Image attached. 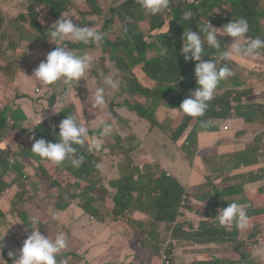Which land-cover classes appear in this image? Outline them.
<instances>
[{
	"label": "trees",
	"instance_id": "1",
	"mask_svg": "<svg viewBox=\"0 0 264 264\" xmlns=\"http://www.w3.org/2000/svg\"><path fill=\"white\" fill-rule=\"evenodd\" d=\"M39 3H46L52 14L56 16H61L63 13H72L71 16L73 23L80 26H94L97 31L107 32L109 27L113 26V34L116 35L117 31L123 28L122 35L136 36V39L145 40V34L137 35L133 32V28L138 27L137 21L143 24V27L149 32L151 38H161L164 36V40L167 41L166 47L168 53L166 55H159L155 58H149L147 53L151 48L149 44H142L141 47H135L138 52L137 55L140 57L132 56L134 58L133 67L130 69H137L143 71V73L150 77L153 81L159 84H170V88L165 91L168 95L165 99L167 102V107L175 111L179 109L180 104L189 94L194 91L197 87L195 78V62H185L184 57L181 53L183 46V33L185 29H190L194 32L199 33L200 26L203 27L204 23L212 18L215 14H219L220 11L226 12L227 17L223 19L220 16L219 20L215 21L213 27L222 28L224 25L229 23L233 18L243 17L239 15L242 7H247L248 5H256L259 7L260 11L255 15L257 19H264V0H236V4L233 8L234 13L231 11H226L223 8L225 2L223 0H216L214 3H207L208 0H186L188 3L177 6V17L175 23L168 28L163 33H155L157 28L163 26V23L158 24H147L151 20H159L163 18V13L157 16L145 15L142 10L138 8L136 0H128L127 3L123 4L119 8H115L112 0H61L59 4L48 1V0H37ZM2 3V1H0ZM175 0H170V7L173 6ZM191 8L195 16L192 17L190 21H183L180 18V13L183 10ZM1 11V9H0ZM2 13V12H1ZM76 13H79L76 15ZM13 15V14H11ZM11 15H0V34H2V40L7 41L13 48V57L15 59H22L20 64V69L23 72L25 70V55L12 44V33H18L19 36L25 40L26 39V25L25 22L20 21L19 16L13 19ZM112 15L114 16L111 20V25L109 23H101V17ZM130 18V22H125V18ZM244 18V17H243ZM246 19V18H245ZM250 31L249 35L253 38L260 37L264 39V34L259 33L255 30V27L251 25L250 21L247 19ZM47 27L45 25L41 28L40 32L39 26L36 32V38H38L39 46L37 49L33 50L31 55H34L35 60L43 61L49 52L50 40L47 34ZM201 38L203 35L201 34ZM220 39L221 47L223 48L226 44L231 41L230 37L218 36ZM110 42L108 39L106 43ZM137 42V41H136ZM105 43V44H106ZM112 43H118L112 42ZM119 44V43H118ZM127 48V47H126ZM206 52H214L205 47ZM1 56V52H0ZM3 59V58H2ZM211 55H206L204 60H210ZM127 56L125 57V61ZM96 62L105 63L106 58H99ZM249 62L255 63V67L251 69L254 72L256 69L264 68V62L250 60ZM236 63V62H235ZM4 64V61H3ZM230 64V63H229ZM3 65H0V67ZM128 69V66H125ZM3 69H0V81L7 87L9 83L2 79ZM261 72L259 74H262ZM120 92L117 94L116 98L123 97L125 89L131 84V81L127 77L118 76L114 79ZM177 83L175 84L174 82ZM253 90L255 93H259V89ZM63 84L61 88L55 89L52 85L54 95L51 98V104L55 102V99H59L62 102H72V95L65 97L64 93L67 89L73 91V86ZM221 86H226V81L220 83ZM75 91V90H74ZM238 90L236 89L235 92ZM251 91V90H249ZM129 91L126 90L125 93ZM24 93L21 92L19 88H15L13 93V99L8 100L9 104L0 105V125H7L9 122L13 121V128H20L21 125L18 120L26 118L23 115L20 118H16V115L21 111V107L15 103L16 98L24 97ZM259 97H264L258 94ZM83 100H86L82 96ZM260 98L257 99L254 104L251 105L252 112L250 117L253 115L254 118L262 120L264 116H258L253 114L256 110H259L264 114V103ZM264 102V101H263ZM75 107V110H65L61 115L56 118L57 126L55 129L39 127L34 130L30 136H35L36 139H45L48 142L56 143L58 142L59 135V123L67 118V115H73L80 122L85 124L89 123V120L93 118L92 109L90 111L89 117L84 114H79L76 116V109L79 106L70 104ZM90 105V102L89 104ZM92 107V105H90ZM131 111H136V108H130ZM177 111V110H176ZM138 118L141 121L150 122L155 126H158L159 130L161 128L156 120H153L152 115L149 112L136 111ZM249 114L245 112L244 115ZM204 120H211L212 123L207 129L201 128V122ZM214 120V112L210 111L209 118H192L189 116H182L178 121L180 123V129L175 133V141L179 143L183 141L185 146L184 131L190 127L195 126L197 131H203L205 133H214L218 135L217 130L212 131ZM16 121L18 123H16ZM8 128V127H7ZM25 135H29L22 131ZM99 131L96 132L94 129L91 134H89L88 143L83 146H78L79 153L85 156V163L80 168H74L69 162H65L62 166H57L50 163L47 160H43L40 157L31 153V151L24 148V155L27 158L26 167L28 173H30V180L27 177L22 178L15 182L13 185L9 186L5 190L0 192H5L6 197L15 198L17 193L20 192L19 199L21 200L16 203L15 207L19 212L20 216L15 219L17 226L21 227V231L31 234L32 227L30 223V217L38 215L40 222L42 224L38 225V230L47 236L51 234L54 236L59 232H63L66 237L74 236L82 231V227L85 224H89L88 234L96 237H103L109 242L113 243L116 248H121L122 250L130 249L128 252L127 259L130 264H152L155 259L159 260V254L162 251L161 244L166 245L168 240L176 239L180 237L181 233L187 234L186 232H172V224L175 222L177 217L180 215V209L183 208V204H186L185 209L191 211L196 207L195 201L197 200L196 190L190 185H185L181 182L180 178H167L166 173L161 172L158 167L155 169L149 165L156 162L154 157L145 148L140 146L138 150L135 147H131L128 143L119 135H117L113 140L117 143L119 151L129 158V154L133 155V163L131 164H112L111 168L114 172L115 177L107 179L103 172L96 168V164L100 163L102 166L108 162L106 154L104 152L88 151L89 146L92 143L93 137H98ZM4 135L0 134V141ZM135 140V138H133ZM231 145V144H230ZM86 146V147H85ZM235 155L241 158L238 148L235 145H231ZM86 148V149H85ZM17 148H12L11 146L1 145L0 142V163H2L9 173H13V170L8 168V158L22 156L19 152L15 151ZM87 150V151H86ZM147 154V161L143 163L140 155ZM109 163V162H108ZM193 167L194 179L197 177L199 171H206L205 169V159H203L200 164L194 162H189ZM19 168L16 164L15 171ZM155 170V173L152 172ZM1 171H5L2 168ZM13 178H17L14 176ZM42 184L48 185L49 188L42 186ZM141 188V190H137ZM217 191V188H215ZM40 192V193H39ZM136 193L141 196L136 198ZM13 202V201H12ZM236 202L242 204L241 200L235 198V196L230 197L226 206L229 203ZM95 203H102L103 206H111V210L118 209L119 212L111 211L117 217H125V213L128 212L132 218L131 222L138 220L141 222L139 224H145L147 229L141 234L132 239L133 231L130 228L129 222L126 221H115L109 228H103L102 225L107 221V218L94 207ZM243 205V204H242ZM245 207V206H244ZM29 208V211H27ZM2 214L5 215V209L2 208ZM108 211V210H107ZM208 214L203 215L202 226L195 231V236L197 237L195 243L198 246H207L209 250L215 252V259L212 264H220L218 257L223 254L224 251L231 249L232 247L238 246L239 251L245 255L248 251L254 247H260V242H255L252 244L241 243L238 238L240 235L248 234L251 238L250 241L255 240L253 233L264 232V227L258 223L253 222L254 217L251 215L252 211H248L249 223L248 227L244 230H239L237 227L233 228L232 232H226L225 230L219 229L217 227L218 222L215 217L217 213L212 211V206L207 208ZM91 218H95L94 222H91ZM14 226H3L0 228V232L7 231L9 234L12 232ZM115 233L117 241L113 240L112 234ZM128 234L129 239L124 238V235ZM154 239L156 244L144 243L147 240ZM18 241V240H17ZM172 246H170V250ZM145 251L151 253L142 254ZM9 253L4 251V258L8 261L11 258ZM168 254V253H167Z\"/></svg>",
	"mask_w": 264,
	"mask_h": 264
},
{
	"label": "clouds",
	"instance_id": "2",
	"mask_svg": "<svg viewBox=\"0 0 264 264\" xmlns=\"http://www.w3.org/2000/svg\"><path fill=\"white\" fill-rule=\"evenodd\" d=\"M49 1V0H48ZM139 5V9L148 16H157L163 13L164 25L157 28L155 33L165 32L169 26L175 23L177 17V6L187 4L186 0H175L173 6L170 7V0H136ZM220 14H215L212 18L208 19L203 27L200 26L199 33L190 29H185L182 39L184 41L181 53L185 62H195V78L197 87L192 91L187 98L180 104L179 109L172 110V115L175 116L177 121L183 116H189L192 118H209L210 111L214 112L213 124L216 126H223L222 131L229 133L230 127L224 121V117L228 116L232 112H236L240 109L248 108L249 104L257 99L264 101V97L257 96L261 94L264 96V83L261 78L264 73L259 75V84L257 88L259 93H255L253 90L245 91L244 89H237L226 93L221 88H218L219 84L232 77L235 73L231 67H229V61L233 58L252 59L259 60L264 58V39L260 37L253 38L249 35L250 26L247 19L243 17L233 18L229 23L222 28L213 27L215 21L219 20ZM55 14L47 13L48 18L52 19ZM195 16L191 8H187L180 13V18L183 21H190ZM57 19L52 25L47 36L50 40L49 52L46 55L45 60L41 61L38 67L34 70L32 79L38 81L42 86H51L58 82H63L66 85H72L75 91H87L91 81L87 78L90 72H92L93 57L89 54L76 53V45L89 43L99 47L109 35L107 32L97 31L94 26H80L73 23L72 17L67 13L56 16ZM227 15H222L223 19H226ZM20 21L25 22V17L19 15ZM125 22H130V18L126 17ZM25 24H27L25 22ZM28 25V24H27ZM39 29L45 25L37 23ZM48 25V24H47ZM148 32H152L147 30ZM201 34L203 38H201ZM218 36L230 37L231 43L226 44L223 48L218 40ZM66 42H72L70 46ZM80 42V43H75ZM214 50L215 55L211 52H206L205 47ZM74 47V48H73ZM79 51V50H78ZM168 50L162 49L161 55H166ZM3 54L1 52L0 65H3ZM206 55H211L210 60H204ZM223 62V63H222ZM96 63V62H94ZM26 69L17 75H8L3 71L2 78L8 82H13L16 87L22 90V86L25 83L18 84L17 81L21 75H26ZM118 77V76H117ZM3 83H0V92L2 90ZM108 88H116V83L112 79H106L102 82V86L95 90L92 107L97 109H103L106 104V90ZM39 90V91H37ZM53 90V88H52ZM36 93H40V89H36ZM65 97L71 95V89H67L64 93ZM168 108V107H166ZM56 109V108H55ZM65 110H75V107L69 105L62 109L58 114L53 117L54 125L48 126L45 123L49 118L46 116L36 124L29 120V128L25 132L30 136L35 129L39 127L55 129L57 126L56 118L61 115ZM146 112L140 107H136V111ZM177 110V111H176ZM57 111V110H56ZM134 111V112H136ZM137 113V112H136ZM84 114V110L76 109V116ZM254 114L258 116H264L263 113L255 111ZM129 124L133 123V120H127ZM12 121L9 125H12ZM211 120H204L201 122V128L207 129ZM98 126L100 128L99 137H93L92 143L88 148V151H101L103 148V137H107L112 127L104 121L93 120L90 123H83L73 115H67V118L63 119L59 123V135L58 142L52 143L45 139H36L35 136H30L33 141L31 153L40 157L43 160H47L50 163L62 166L65 162H69L72 167L80 168L85 163V156L81 155L78 150V146H83L89 139L90 128ZM189 128V127H188ZM184 131V134L188 130ZM147 132L153 131L151 126L145 128ZM134 128L132 129V133ZM160 131V130H159ZM174 143L175 134L171 137ZM251 143L259 145L258 155L260 158H264V118L256 124L254 131L251 134ZM145 148L150 152L158 163L156 167L161 172L166 173L167 178H173L156 159L154 154L148 147ZM13 161V162H12ZM16 164L26 166V161L23 156L9 157L8 168L14 171L15 176L25 178L26 176H19L16 174ZM96 168L103 171V166L100 163L96 164ZM220 191L212 189L211 195L215 199L220 198ZM228 200L220 203L222 208L218 209V212L212 207V211L217 213L215 219L220 226H229L235 224L239 230H244L248 227L249 208L244 207L242 204L236 202L229 203L226 206ZM183 208L180 209V215L172 224V232H186L187 234H195V231L202 226L203 215L205 211L195 212L196 216H192L191 211L185 209L186 204H183ZM13 209L16 207L12 204ZM12 209L5 212V215L11 220L17 219L19 216L16 211ZM12 216L17 218L12 219ZM198 219L199 225H192V231L190 228L183 226L186 220ZM30 223L32 227L31 234L25 233V241H16L19 246L18 253H9L10 261H4L0 258V264H83L86 256L87 241L84 235V227L82 231L74 236L66 237L63 232H59L54 236L43 235L38 230V225L42 224L38 215L30 217ZM7 226V225H5ZM15 228L21 230L20 226L14 225ZM3 237H8L9 233L3 234ZM259 233L255 232L253 235L258 236ZM174 245V248H173ZM170 246L172 249L170 250ZM162 251L159 254V264H178L177 261L173 262L171 258L176 256V249L174 239H169L166 245L161 244ZM204 252H210L209 249L203 248ZM168 253V254H167Z\"/></svg>",
	"mask_w": 264,
	"mask_h": 264
},
{
	"label": "rangeland",
	"instance_id": "3",
	"mask_svg": "<svg viewBox=\"0 0 264 264\" xmlns=\"http://www.w3.org/2000/svg\"><path fill=\"white\" fill-rule=\"evenodd\" d=\"M0 1H2V3L0 2V15H4L6 17L7 15L11 14H20L25 17V22L28 24V26L26 27L27 35L25 41L22 42L20 45H15V47L21 52V54L26 56L24 66L26 69L25 72L27 74V80L22 86L21 90V92L27 96L16 98L15 103L21 107V111L16 115V118H20L25 115L29 118L30 121L39 124V121H41L42 118L47 116L49 119L43 124L52 127L54 125L53 117L58 114L62 109L69 106L71 103L76 106H79L81 111L84 110V115L88 117L90 115L89 110L92 109L93 118L89 120V123L93 120L104 121L107 124H110L112 127L111 133L107 137H103V148L100 151L106 154V158L109 162L103 165L102 171L103 175L107 179L115 177L114 172L111 168L112 164L122 165L133 163L134 156L132 154H129V158H126L125 155L119 151L117 143L113 140L117 135H119L128 143L129 146L135 147L136 150H138L140 146L148 147L160 164H162L168 169H171V172H169L170 175L178 178L182 176L183 178L179 180L185 185L187 183H190L194 172L193 167L191 165H188L185 168H182L185 166V160L187 155L183 151L179 150L171 139V137L180 129V123L177 121V119H175V116L172 115L171 108H166L167 102L165 101V99L168 95L165 93V91L171 87L170 84L166 83L161 85L158 82L153 81L150 77L146 76L143 73L142 69H130V67H133V65H135L134 58L132 56H136L137 58L140 57L139 55H137L138 52L136 51L135 47H141L144 43L149 44L148 47L151 48V50L148 51L147 56L149 58H155L159 55V52H162V49L166 48L163 47L167 43L166 40L162 39L164 38V36L161 38H151L148 31H143L140 28H133V32L135 34H143L141 31L146 33L144 36L147 39L140 41V39H136V36H130L126 34L122 35V28L119 29L116 33L119 38V40H117L116 36L113 34V26L110 23L114 16L107 15L101 17L102 24L109 23L111 25L107 31L109 35L107 36L105 41L99 47L91 43H89L88 45H76V48H78L79 50H76V53L78 55L89 54L93 57V71L90 72L87 77L91 81V83L89 84V89L87 91L80 90L79 92L74 90L71 91L72 102H62L61 100L56 98L55 102L51 104V98L54 95L52 87L42 86L38 81L30 78L32 77L34 70L38 67L39 63L41 62L39 60H35L34 55L31 54L33 53V50L37 49L39 46L38 38H36V32L38 31L37 23H41L43 25L48 24L47 31H49L51 25L59 18H48L47 13H51V11L48 8L47 4L44 2L39 3L37 0ZM49 1H53L59 4L61 0ZM223 1L225 2L223 8H225L226 11H231L234 13L233 8L236 4V0ZM214 2H216V0L207 1V3ZM117 6H119V4H117ZM219 13H221L220 16L227 15L226 12L220 11ZM67 14L70 15L72 13L69 11ZM77 14L79 13H76V15ZM161 22L164 25L163 18H160L159 20H151L146 23L158 24ZM167 26H169V28L171 27V25ZM41 32L42 30H40V32L38 33ZM4 33L5 32H2V34ZM107 39L110 42L106 43ZM218 40L220 39L218 38ZM117 41L119 44L112 43ZM66 43H68V46H70L72 42ZM0 52L4 53V64L0 67V69H3L6 74L13 76L22 72L20 69L22 59H15L13 57L15 53H13V48L8 44L7 41L3 42L0 39ZM212 54L215 55V52H212ZM126 56L127 60L125 61ZM103 57L106 58L105 63L96 62L99 58ZM250 60L252 59L233 58L231 61L227 62L230 63L229 67L232 68L235 74L225 80L226 86H221L219 84L218 88H221L226 93H229L236 89H244L245 91L250 90L254 86V83L257 82L258 74L264 72V68L256 69L254 72H252L251 69L255 67V63L249 62ZM255 61L264 62V58ZM125 66H128V69L125 68ZM119 75L130 79L131 84L125 89V92L126 90H128L129 92H124L123 97L116 98L117 94L120 92L116 84V88H108L106 90L107 104L103 109L91 107L90 105H92L93 103L92 100L94 98L95 90L98 87L102 86V82L104 80L112 79L114 81V79ZM261 80L264 83V76H262ZM17 83H23L22 75L20 79H18ZM174 83L176 84L177 81ZM63 84V82H58L54 85L55 89L61 88ZM37 88L40 89V93H36ZM82 96L86 98V100H83ZM89 102L90 105H88ZM262 103L264 102L262 101ZM136 107H140L146 112H149L152 115L153 120H156L158 122L161 131H159L158 126H155L150 122L139 120L138 114L130 110V108ZM128 119L133 120V123L129 124V122L127 121ZM16 123L18 122L16 121ZM140 126H144L145 128L151 126L153 128V131L145 132L142 128H138ZM133 128L134 131L132 133ZM94 129L96 130V132L99 131L100 133V128L98 126L90 128L89 131L92 133ZM96 136L99 137V134ZM133 138H135V140ZM1 141L5 144V146L17 148L15 151L19 152L20 155H22L27 161V158L24 155V148L31 151L33 141L30 139V136H25L21 132V130L16 127L12 129L7 136L3 137ZM87 143L88 141L86 142V145ZM140 157V159L143 160L144 163L147 161L148 155L142 154L140 155ZM157 164V162H154L149 166L155 169ZM206 166L208 167L209 174L212 177L219 176L225 170L223 162L219 159H208L206 161ZM1 170L2 166L0 165V187L2 188L1 190L7 189L9 186L13 185L15 182L21 179L20 177H6L2 175ZM152 172L155 173V170H152ZM25 176L27 177V180H30V173L27 172ZM42 186L49 188L48 185L46 186L45 184H42ZM213 186L214 184L210 182L205 186V190H210L213 188ZM137 190L139 191L141 190V188H137ZM227 193L228 190L225 189L223 191H220L219 199L213 198L212 196L214 194L204 195L202 197V203L206 206L214 207L215 210L218 212V209L222 208L220 206V203L224 202L227 198ZM19 196L20 192L17 193L15 198L9 199L13 202H9L8 200H5V198L3 199V203L5 205V212L7 208L9 210L12 209L13 211L17 212L18 216H20L17 209H13L12 207V204L15 206L16 203L21 200V198L19 199ZM140 196L141 195L139 193H136V198H139ZM94 207L100 210V212H102V214H104V216L107 218V221L102 225L103 228H109L110 225L115 221H126L129 222V226L135 235H141L147 229V226L145 224H142V226H140L139 224H141V222L138 220L131 222L130 219L132 218V216L128 212L125 213V217H117L111 211L119 212L121 210H111V206L107 205L104 207L102 203H95ZM2 208L3 206L0 205V228L4 225H16L17 223L14 220H11L6 215L1 213ZM27 211H29V208H27ZM192 216H196V213L192 212ZM17 217L12 216V219ZM90 220L91 222H94L95 218H91ZM185 222L186 223L183 224V226H185L186 228H189L192 225H199V221L196 218L186 220ZM217 227L219 229L225 230L226 232H232L233 228L236 226L235 224H232L229 226L222 227L218 224ZM260 237L261 236H259V238ZM124 238L128 239V234H125ZM25 239L26 237L24 232L18 228H13L12 232L8 235V237H3L0 234V255L2 256L3 260L6 261L3 254L4 249L13 253H18L19 246L16 244V241H25ZM246 239H251L248 234H245L244 236H239L238 238L239 241ZM150 242L153 244L157 243L154 241L153 238L145 241L144 243ZM175 248L178 250V253L176 254V256H173L171 260L173 262L177 261L179 264H185L187 257L184 256L183 251L185 249H193L194 246H192L191 244L176 243ZM127 254L128 253L125 252L122 257L125 258ZM189 259L191 261L192 256H189Z\"/></svg>",
	"mask_w": 264,
	"mask_h": 264
},
{
	"label": "crops",
	"instance_id": "4",
	"mask_svg": "<svg viewBox=\"0 0 264 264\" xmlns=\"http://www.w3.org/2000/svg\"><path fill=\"white\" fill-rule=\"evenodd\" d=\"M112 1L115 8H119L128 2V0ZM117 4H119V6H117ZM259 11L260 9L256 5H248L247 7L241 8L239 15H242L244 18L248 19L251 25L255 27L256 31L264 34V19L259 20L255 17ZM19 15L20 14L11 16L13 19L17 20ZM25 25L28 26L27 24ZM137 25V29L140 28L143 31H147L140 21H137ZM143 31L141 32L146 34ZM10 32L12 33V44L20 45L25 41L19 36L18 33L14 32L13 30ZM1 37L2 34H0V39L2 40ZM2 79L4 80V78ZM22 80L23 83H25L27 76L23 75ZM258 82L259 75L257 76V82L254 83V86L250 90H254ZM0 83L2 82L0 81ZM1 86L2 90L0 92V105L3 106L9 104L8 100H12L14 98L13 93L15 92L16 84L10 82L9 87L5 86L4 84ZM254 102L249 104L248 108L240 109L224 117V121H226L227 125L231 128L229 133L222 131L223 126H216L215 124L212 126V131L217 130L218 135L214 133H205L199 130L197 131L196 127L192 125L184 134L185 146L183 141L174 143L179 150L183 151L187 155L185 166L182 168L190 165L189 162H194L198 165L203 159H205L206 171H199L197 173L196 179H194L195 176L193 172L190 183L186 184H191V187L196 190L197 195V200L195 201L196 207L192 209L191 213L205 211V213L208 214V206L202 203V197L207 194L211 195L213 188H217L219 191H223L225 189L228 190L226 198L227 200H229L232 196H235V198L241 200L242 204L252 211L251 215L254 217L253 222L264 227V158H260L258 155V143L253 144L251 143L250 139L256 124L260 122V120L254 118L253 115L250 117L252 112L251 105ZM245 112H249V114L244 115ZM18 122L21 125L19 130L24 132L30 126L28 117L18 120ZM138 128H142L143 131L147 132L144 126H140ZM12 129L14 128L12 125H9V123L7 125H0V134H3V137H5ZM0 142L1 144H4L2 141ZM230 144H233L238 148L241 158L235 155ZM208 159L221 160L225 166V170L219 176L212 177L209 174L208 167L206 166V161ZM0 165L5 169V171H2V175L6 177L15 176V174L9 173L2 163H0ZM161 166L168 173L171 172V169L164 167L162 164ZM27 172V167L21 165H19V168L16 170V174L19 176H24L27 174ZM172 177L178 178L175 176ZM181 178L183 177L180 176V179ZM210 182L214 184L213 188L210 190H205V186ZM4 198L5 200L12 202L9 200V197H6L5 192L1 191L0 205L3 206V209H5V205L3 203ZM8 210L9 209L7 208L6 211ZM83 227L84 235L87 241L86 256L83 264H130L127 256L125 258L122 257L125 252H131L128 248L127 250H122L121 248H116L113 243L109 242L103 237L89 235V224H85ZM189 228L191 231L193 230L192 226ZM7 233V231H3V234ZM244 235L245 234L240 236ZM136 236L138 235L133 233L132 239H134ZM259 236L261 237L259 238ZM112 237L116 242L117 238L115 237V233L112 234ZM196 238L197 237L194 234L190 235L181 233L180 237L178 236L176 239H174L175 247L176 243L191 244L194 246L193 249H185L183 251L184 256L187 257L185 264H212L216 257L215 252L213 250H210V252H204L202 249H209V247L198 246L195 243ZM250 240L251 239H246L239 242L252 244L259 241L261 246L254 247L245 255L239 251L238 246L232 247L231 249L224 251L223 254L218 257L220 264H264V232L259 233L258 236L255 237L254 241ZM147 253L151 252L145 251L142 255L145 256ZM177 253L178 250L176 249V254ZM189 256H192L191 261ZM0 258H2L1 255ZM152 264H159V260L155 259Z\"/></svg>",
	"mask_w": 264,
	"mask_h": 264
},
{
	"label": "built area",
	"instance_id": "5",
	"mask_svg": "<svg viewBox=\"0 0 264 264\" xmlns=\"http://www.w3.org/2000/svg\"><path fill=\"white\" fill-rule=\"evenodd\" d=\"M37 91H39V90H37ZM13 162V161H12Z\"/></svg>",
	"mask_w": 264,
	"mask_h": 264
}]
</instances>
